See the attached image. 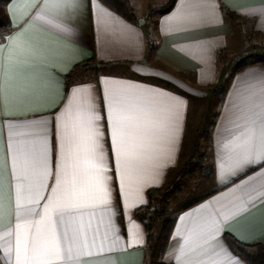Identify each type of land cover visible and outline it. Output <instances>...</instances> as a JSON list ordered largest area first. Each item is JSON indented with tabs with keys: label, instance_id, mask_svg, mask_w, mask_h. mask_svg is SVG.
<instances>
[{
	"label": "crops",
	"instance_id": "0c3cea01",
	"mask_svg": "<svg viewBox=\"0 0 264 264\" xmlns=\"http://www.w3.org/2000/svg\"><path fill=\"white\" fill-rule=\"evenodd\" d=\"M168 1L130 0L137 22L101 0H48L44 11L45 0L7 2L11 30L0 43V63L8 66L11 51L29 74L10 83L7 108L0 100V236L14 231L16 223L13 158L20 137L13 133L46 135L52 164L59 152L62 114L78 97L90 95L102 117L109 168L111 204L105 210L112 211L104 219L111 217L109 239L116 241L105 253L110 264H151L152 242L135 212L150 202L153 188L162 190L154 205L163 202V220L175 221L163 257L167 264H184L188 257H177L185 240L210 226L217 237L210 243L230 253L223 264H246L230 248L227 233L244 244H264V165L230 167L223 147L240 110L264 101V59L226 74L221 66L227 50L243 53L250 39L252 49L264 45V0H175L162 12ZM226 10L238 17H228ZM20 49L27 51L21 55ZM114 93L135 96L156 121L143 146V166L126 194L110 135ZM198 150L201 163L192 164ZM189 164L193 167L186 173ZM53 183L49 177L45 197ZM44 203L40 201L38 211ZM96 212L99 220L101 209ZM163 220L154 224V237ZM0 264H5L3 251Z\"/></svg>",
	"mask_w": 264,
	"mask_h": 264
},
{
	"label": "snow or ice",
	"instance_id": "6c2138e0",
	"mask_svg": "<svg viewBox=\"0 0 264 264\" xmlns=\"http://www.w3.org/2000/svg\"><path fill=\"white\" fill-rule=\"evenodd\" d=\"M19 2V0H17ZM66 2V0H61ZM34 4L35 0H24ZM48 0L44 7L47 8ZM36 19H43L37 15ZM3 50L0 49V52ZM27 50L20 49V54ZM29 70L19 60L0 63V100L7 108L10 101V83L14 78H26ZM78 92L80 90H77ZM111 110V140L116 173L121 192L136 180L135 173L143 166V146L149 129L156 126L153 115L131 94L114 93L109 101ZM100 113L90 95L78 97L74 107L62 114L60 144L57 161L50 164L47 136L36 132H14L20 137L14 153L15 166V230L0 236V251L5 264H110L105 253L111 252L116 241L109 234L114 224L111 213V191L107 156L104 150V132ZM40 130L46 122H39ZM28 125H10V128H28ZM230 139L223 147L229 166L241 168L264 165V101L240 110L229 130ZM37 145H39L37 147ZM54 181L51 194L44 196L47 181ZM46 200L42 211L40 201ZM3 209L0 185V214ZM96 209H101L97 220ZM211 226L190 235L180 249V256L188 257L184 264H223L230 253L224 247L217 250L210 243L216 240ZM6 249V251H5Z\"/></svg>",
	"mask_w": 264,
	"mask_h": 264
},
{
	"label": "trees",
	"instance_id": "16d2710c",
	"mask_svg": "<svg viewBox=\"0 0 264 264\" xmlns=\"http://www.w3.org/2000/svg\"><path fill=\"white\" fill-rule=\"evenodd\" d=\"M9 0H0V43L4 42L7 34L11 30V23L9 15L6 10V4ZM117 13L126 17L132 22H137L136 15L130 0H101ZM175 0H169L166 6L161 10L167 11L173 5ZM225 14L230 18H237L238 15L230 10H226ZM264 64V60L260 61ZM162 190L160 188H153L148 191L150 202L136 210V217L142 221L146 227L148 234V241L152 242L150 251V263L151 264H167L163 257L167 249L169 239L174 227V219L165 218L158 230L157 235H152V230L156 221L160 220L161 215L165 214L164 207L157 208L155 199ZM168 193V191H166ZM226 239L232 251L241 256L246 264H264V244H244L237 240L233 235L226 234Z\"/></svg>",
	"mask_w": 264,
	"mask_h": 264
},
{
	"label": "rangeland",
	"instance_id": "374dc122",
	"mask_svg": "<svg viewBox=\"0 0 264 264\" xmlns=\"http://www.w3.org/2000/svg\"><path fill=\"white\" fill-rule=\"evenodd\" d=\"M149 28V34L150 36L154 37V23H150L148 25ZM253 39H250V43L251 44H246V50L243 53H236L232 50H227L223 56H222V61H221V66L224 68V73H229L232 72L234 69H237L239 67H241L242 65H244L246 62L248 61H254L257 59H264V45L263 46H258L256 45V48H251L253 46ZM255 44V43H254ZM196 152V156H194V159H192L191 162H193L192 164H195L194 162H198V154L200 153V151H195ZM204 160V159H203ZM203 162V168H206L207 166V160L202 161ZM201 161L198 162V164L200 165ZM191 167H193L192 165H186L185 172L188 173V171L191 169ZM207 169V168H206ZM167 195V194H166ZM164 198V197H163ZM162 200V199H161ZM157 208H162L163 207V202L160 201L156 204ZM166 217L165 215H161L160 220H163V218ZM168 217H171V215L169 214ZM158 220V221H160ZM157 229H155V233L157 234Z\"/></svg>",
	"mask_w": 264,
	"mask_h": 264
}]
</instances>
